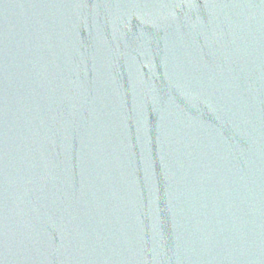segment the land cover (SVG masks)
<instances>
[{"label": "water", "instance_id": "95a60500", "mask_svg": "<svg viewBox=\"0 0 264 264\" xmlns=\"http://www.w3.org/2000/svg\"><path fill=\"white\" fill-rule=\"evenodd\" d=\"M0 264H264V0H0Z\"/></svg>", "mask_w": 264, "mask_h": 264}]
</instances>
